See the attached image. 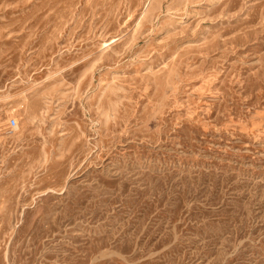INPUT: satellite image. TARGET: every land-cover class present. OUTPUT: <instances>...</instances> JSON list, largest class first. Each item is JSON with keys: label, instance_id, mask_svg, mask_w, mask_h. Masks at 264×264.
I'll use <instances>...</instances> for the list:
<instances>
[{"label": "rangeland", "instance_id": "374dc122", "mask_svg": "<svg viewBox=\"0 0 264 264\" xmlns=\"http://www.w3.org/2000/svg\"><path fill=\"white\" fill-rule=\"evenodd\" d=\"M0 264H264V0H0Z\"/></svg>", "mask_w": 264, "mask_h": 264}, {"label": "built area", "instance_id": "2783aa9c", "mask_svg": "<svg viewBox=\"0 0 264 264\" xmlns=\"http://www.w3.org/2000/svg\"><path fill=\"white\" fill-rule=\"evenodd\" d=\"M9 126H10V128H15V127H17V121H16L15 119L11 120Z\"/></svg>", "mask_w": 264, "mask_h": 264}]
</instances>
